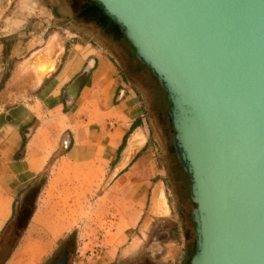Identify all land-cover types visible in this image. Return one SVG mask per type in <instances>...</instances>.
<instances>
[{
	"label": "crops",
	"instance_id": "crops-1",
	"mask_svg": "<svg viewBox=\"0 0 264 264\" xmlns=\"http://www.w3.org/2000/svg\"><path fill=\"white\" fill-rule=\"evenodd\" d=\"M54 24L52 12L40 2L0 0V240L19 214L29 213L4 264H44L57 244V219L46 197L61 161L80 168L86 179L103 161L114 164L113 179L133 177L129 180L150 191L147 216L141 213L132 243L125 238L123 251H105L100 263L86 258L87 264H182L181 218L147 152L150 133L138 88L105 48L72 32L68 37ZM82 74L78 91L69 95ZM42 177L33 207L21 208L24 194ZM153 228L166 234L158 238L161 252L156 254L145 248ZM46 230L51 236L41 238L38 233ZM70 234H61V244ZM76 257L71 264H84Z\"/></svg>",
	"mask_w": 264,
	"mask_h": 264
},
{
	"label": "water",
	"instance_id": "water-1",
	"mask_svg": "<svg viewBox=\"0 0 264 264\" xmlns=\"http://www.w3.org/2000/svg\"><path fill=\"white\" fill-rule=\"evenodd\" d=\"M90 1L166 93L190 181L189 264H264V0ZM43 183L21 208L33 207Z\"/></svg>",
	"mask_w": 264,
	"mask_h": 264
},
{
	"label": "rangeland",
	"instance_id": "rangeland-1",
	"mask_svg": "<svg viewBox=\"0 0 264 264\" xmlns=\"http://www.w3.org/2000/svg\"><path fill=\"white\" fill-rule=\"evenodd\" d=\"M35 1L42 3L52 12L56 20L54 25L61 29L64 35L69 37V32H72L75 36H85L98 46L105 48L127 79L137 85L150 133L148 155H151L154 169L156 167V171L161 173L167 181L166 187L170 190L173 207L178 208L177 210L179 206L181 209L184 207L183 217L189 229L187 234L190 243L191 241L194 243V224L190 221L192 206L188 202L189 180L176 157L173 145L174 133L171 130L168 115L170 104L157 80L148 68L136 60L132 46L122 40L116 29L112 26L106 27L105 20V26L101 25L103 20L100 13L76 16L81 5L88 0ZM76 39L77 37L74 38ZM3 73L1 72L5 78L7 71ZM141 170L146 171L144 168ZM56 172L57 180L50 183L47 188L46 200L51 201L50 206L55 211L52 217L57 219V240H54L57 244L52 245L44 264H57L62 258L64 247L59 237L66 231L71 233L67 247L70 252L68 264H71L75 256L77 261L84 264L93 261L100 263L103 252H112L113 255L117 247L123 251L125 238L132 239L130 240L132 243L140 230L141 213L147 216L145 212L149 206L150 191H146L147 187L144 183L130 181L129 179L133 177L122 178V181L113 179L114 164L107 166L105 161L97 166L93 170V176L87 179L80 168H72L62 161L57 164ZM86 172L91 173V171ZM171 177L175 180L174 185L170 181ZM177 183L180 188L184 184V192L183 194L176 192V200L171 186L175 188ZM150 232L151 230L148 234ZM181 233L183 234L182 230ZM38 234L41 238L51 236L47 230ZM20 248L16 253L20 251ZM81 257H84V260H81ZM86 258H90L88 262Z\"/></svg>",
	"mask_w": 264,
	"mask_h": 264
},
{
	"label": "flooded vegetation",
	"instance_id": "flooded-vegetation-1",
	"mask_svg": "<svg viewBox=\"0 0 264 264\" xmlns=\"http://www.w3.org/2000/svg\"><path fill=\"white\" fill-rule=\"evenodd\" d=\"M96 10V11H95ZM100 13V17H101V19L103 20V21H101V25H103V26H105V22H107V26L106 27H108V26H112L111 24H110V22L101 14V12H100V9H99V7H98V5L96 4V3H93V2H91L90 0H88V2H85V3H83L82 5H81V7H80V9L78 10V12H76V16H80V17H82V15H85V14H89V13ZM96 13V14H97ZM104 20H105V22H104ZM113 28V27H112ZM119 33V35L121 36V38H122V40L125 42H128L127 40H126V38L124 37V35L122 36V34L120 33V32H118ZM129 43V42H128ZM130 44V43H129ZM134 50V49H133ZM135 52V51H134ZM146 67V66H145ZM147 68V67H146ZM136 87H137V85L134 83V82H132ZM139 91V90H138ZM162 92L166 95V93L162 90ZM166 100H167V97H166ZM168 102V101H167ZM169 103V102H168ZM170 127H171V124H170ZM159 129V128H158ZM172 130V129H171ZM173 132V131H172ZM182 170H183V168H182ZM184 172V171H183ZM185 174V173H184ZM186 175V174H185ZM186 177H188L187 175H186ZM188 180H189V178H188ZM171 182H172V184L174 185L175 184V180L171 177V180H170ZM178 184V183H177ZM182 184V183H181ZM166 185H167V181H166ZM179 186V184L178 185H176V187L174 188V186H171V189H172V191H173V195H175V193L176 192H178L179 194H183V192H184V184H182L181 185V188L180 187H178ZM178 187V188H177ZM189 187H190V181H189ZM168 190V189H167ZM168 192V199H169V201L171 202V196L169 195V193H170V190H168L167 191ZM171 194V193H170ZM175 198H176V200H177V196L175 195ZM188 202H189V204H191V200H190V194H189V200H188ZM178 208H176L175 210H176V212L179 214V216H180V218H181V230H182V232H183V239H184V250H185V252H186V259H185V261L182 263V264H189L190 263V259H191V253H192V255L195 253V238H194V243H192V241H191V243H190V238H189V235L187 234V232H189V229L187 228V224H186V222H185V219H184V217H183V211H182V209L184 210V207L181 209V207L179 206V210H177ZM190 221L193 223V221H192V218H191V215H190ZM194 224V223H193ZM155 228L157 227V226H154ZM163 227V224L161 225V224H159V227H157L159 230H161V228ZM155 228H153L152 230H151V232H150V235H149V237L147 238L148 239V241L147 242H145V244L147 243V246L145 247L150 253H152V254H156V253H160L161 252V248L159 247V245H158V238H163V236L165 237L166 236V234L164 235V234H161V235H159V232H157L158 230H156ZM194 228H195V224H194ZM193 235H194V230H193ZM69 242H70V240L69 239H67L65 242H63L62 244H63V254H62V257L64 256V254H66L67 255V261H66V264H68V262H69V259H70V252H69V249L67 248L68 247V244H69ZM160 244V243H159ZM194 244V245H193ZM191 256V257H190ZM190 257V258H189ZM62 259V258H61ZM155 264H160V263H156L155 262Z\"/></svg>",
	"mask_w": 264,
	"mask_h": 264
},
{
	"label": "trees",
	"instance_id": "trees-1",
	"mask_svg": "<svg viewBox=\"0 0 264 264\" xmlns=\"http://www.w3.org/2000/svg\"><path fill=\"white\" fill-rule=\"evenodd\" d=\"M101 14L110 22L112 27L120 32L119 27L114 24L102 11V8L98 6ZM121 33V32H120ZM122 34V33H121ZM123 36V34H122ZM29 213H21L16 218L13 226L3 234L0 240V264H4L7 258L11 255L15 247L17 246L18 240L21 237L22 232L28 222Z\"/></svg>",
	"mask_w": 264,
	"mask_h": 264
}]
</instances>
